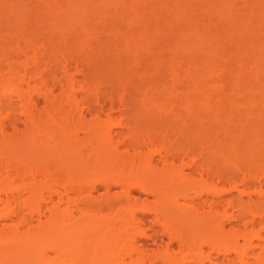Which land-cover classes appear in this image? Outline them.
Listing matches in <instances>:
<instances>
[{
	"label": "rangeland",
	"instance_id": "obj_1",
	"mask_svg": "<svg viewBox=\"0 0 264 264\" xmlns=\"http://www.w3.org/2000/svg\"><path fill=\"white\" fill-rule=\"evenodd\" d=\"M258 1L0 0V69L5 73L11 64L10 68L13 66L20 68L21 73L25 68L24 78L22 77L24 84L28 81L27 83L35 87H30L28 90L34 99L30 109L35 117L46 118L52 122L53 119L62 117V112L65 111L63 120L65 124L67 123L66 127L74 123L75 119L88 123L98 119L100 129L103 131H126L127 126L131 125L146 132L158 134L160 137L161 134H165L167 136L164 139L152 138L151 144L159 146L162 141L173 145L175 142L190 143L189 152L184 157L186 161L192 157L198 158V154L205 149L206 145L187 139L186 134L183 135L181 132L210 131L217 135L226 156H232V148H234L243 151L244 157L253 160L249 163L248 169L255 177L241 182L239 177L243 168L235 169V174L239 176L236 178L240 183L239 187H247L250 190L264 189V153L258 154V157L252 154L255 152L254 147L264 146L263 117L260 118L261 120L255 118L260 108H264V100L259 101L260 104L258 102V105L254 107L245 103L249 95L261 100L264 97V0ZM68 76L72 78L70 79L74 88H77L75 95L84 96V98L91 96L98 102L95 104L85 101L72 102L62 110L60 108L62 104L58 98L65 92L62 82ZM233 79L242 82L245 88L253 86L252 90L246 91L244 88L243 91L238 92L232 88L229 92L223 91L221 87H225L226 83L229 89L231 85L234 86ZM248 83L252 86H247ZM80 85L82 88H79ZM254 86L258 87L254 88ZM227 87H225L226 90ZM43 89L44 91L49 89L51 92H48L52 93V97ZM224 92L229 94L231 92L233 98L238 100L236 103L238 105L227 101ZM143 94L151 95L158 100L155 104L144 107L138 101ZM48 96L54 98L56 103L49 101L51 104L49 105ZM9 103L14 106V113L5 118L7 125L4 128L5 136L6 134L9 137L15 136L16 133L23 134V142L25 145L27 143L30 145L31 138L36 137L37 132L28 121L24 106L16 100L15 96H12ZM53 104L56 105L52 106ZM192 111L197 116L193 122L175 116V114L186 116ZM220 111L223 114L217 115ZM238 111L241 116L235 115ZM259 116H264V111ZM119 120L127 126L111 127L112 122ZM62 129L65 130L64 127ZM78 129L76 131L79 133H77L78 136L75 135L76 137L71 138L70 142L77 147L86 146L84 145V143L88 144L85 142L86 132L81 126ZM252 130L258 134V142L249 145L247 138ZM13 131L16 133L14 134ZM114 135H112L113 139L121 138ZM147 146L148 144H143L141 149L145 150ZM25 147L18 153L20 168L34 167L38 170L34 177L40 198L30 202L28 209L31 212L27 214L30 227L36 228L38 224H45L51 218V206L57 198L55 190L59 189L61 179H64L63 174L65 176V167L62 168L63 165L65 166V157L60 158L62 159L60 168L63 170L61 171L55 166L56 158L53 159L51 153L50 155L43 150L44 147L36 149L43 150L35 151L36 153H32L29 149L25 150ZM85 149L83 147L81 150ZM56 155L58 156V153ZM18 156L16 155L17 158ZM240 161L243 160L240 159ZM70 168L73 167L70 165ZM188 169L191 181L199 178V174L193 171V167ZM89 175L84 176L83 186L80 189L72 190L71 188L67 193L68 197H64L59 203L60 208L67 207L71 212L68 216L65 215L64 221L69 224V238L72 237L74 240L75 238L83 239V236L88 234L99 238L100 226L120 208L121 202L116 199L122 196L119 186L109 187V194L113 197L111 198L110 195L109 201L117 202L114 205L112 202L109 204L108 199L103 198L106 192L104 184L97 178L89 181ZM202 175L203 178L209 179L205 173ZM256 175L260 178L257 179ZM16 181L19 180L16 179ZM90 182H92L93 187L91 185L90 187L93 190L86 186ZM152 184L151 186L156 183ZM216 185L223 187L222 192L216 196L203 192L195 197L191 216L198 215L199 210L206 217L205 212L210 210L211 214L215 207L219 210L226 207L227 214H237L232 203L240 194L236 189H229V182L216 183ZM157 189L159 190L158 187ZM88 190L96 199L87 196ZM126 192L129 195L126 197L130 199L131 204L129 211L135 215L138 224L146 232L144 236L136 238L140 249L151 255L157 250L168 247L177 254H183L184 250L180 246V241L169 234L167 226L164 225L167 223H163L164 216L166 218L167 216L158 208L157 195L154 196L136 185H131ZM28 193L25 190L23 198ZM241 196L244 200L254 202L255 205L257 202L262 204L264 201V194L255 192L241 194ZM219 202L220 205L216 206ZM143 204L148 209L144 210ZM254 204L251 205L255 206ZM210 214L207 213L208 217ZM203 216L201 218H205ZM208 217L205 221L210 220ZM16 219L12 216L5 222L10 224ZM190 219L188 221L192 223L191 225H194L196 220V222L203 221L197 217L196 220ZM182 222L179 221L178 224ZM190 224L189 226L181 224L182 227L173 226V229L180 232L179 235L183 238L195 239L194 236L202 232L209 234V229H206V232L203 229L206 227L201 226L202 228L199 229L200 226L197 227L195 224L196 227H190ZM245 227L247 231L261 230L262 238L264 237V217L262 216L258 215L253 219L251 214H246L243 217L224 218L225 235L232 230L240 231ZM114 231H109L107 234L109 236L105 238H109L115 233ZM72 238L70 240H73ZM236 242L238 245L243 244L241 237H237ZM208 246L203 245V253H209L216 264H221L226 258L236 255L233 249L216 252ZM80 247L78 249H81ZM9 249V246L0 247L2 252H7ZM259 249L258 246L254 247L255 251ZM82 251L83 249L81 253L80 250L75 251L78 256L74 252L80 261L81 258H85ZM123 252L119 254L122 255ZM5 254L9 256L5 257L7 259H4L6 260L4 264H48L37 262L36 258L32 257L31 251ZM133 254L132 256L135 257V253ZM123 255L121 257L127 259L128 256ZM24 258L28 259L24 260ZM79 260L72 259L68 264H83L86 259L83 260L84 262ZM115 261L117 262V259L111 257V259H103L99 264H113ZM87 262L90 261L87 260ZM188 264L199 263L190 261Z\"/></svg>",
	"mask_w": 264,
	"mask_h": 264
},
{
	"label": "bare ground",
	"instance_id": "obj_2",
	"mask_svg": "<svg viewBox=\"0 0 264 264\" xmlns=\"http://www.w3.org/2000/svg\"><path fill=\"white\" fill-rule=\"evenodd\" d=\"M252 3L251 5H253ZM11 66V64L8 66V71L5 73L0 69V247L9 246L11 250L9 249V251H7L8 253L15 251H31L33 252L32 257L36 258L35 260H37V262L48 264H68L72 259L78 261L79 257H77L78 253L76 252L77 250H80L81 253V249L85 251L84 253L82 251V254H84L83 257L85 258H81L80 255L82 260L79 261L82 262L84 259H86L84 261L88 263V260L90 261V264L93 262V264H99V262H102L103 259H111V257L117 259V262L115 261L116 264H188L190 261L199 264H216L209 253H203V245H209L208 247L216 252L230 249H233L236 252L234 257L226 258L225 262L222 263L220 261L219 263L221 264H264V237L262 238L261 230L247 231L245 227L243 230H232L233 232L230 230L231 233H228L227 235L224 234V218L228 219L231 217H243L246 214H251L253 219L258 215L264 217V201L262 204L257 202V205H255L254 202H250L248 199L244 200L241 196V194H250L254 192L257 194H264V189L253 188L250 190L247 187H239L240 183L236 180V178L239 176L235 174V169L242 167L244 170H242L241 176L239 177L241 182L254 176V174L248 169L249 163L253 160L244 157L243 151L232 148L233 155L226 156L223 145L220 144L217 135L213 134L212 132L204 130L196 131V133L182 131L181 133L183 135L186 134L185 136L186 138L188 137L187 139L196 140L206 145L205 149H203L198 154L199 159L192 157L189 161H186L184 157H186L187 153L189 152L190 143L185 144L175 142L173 145L162 141L160 142L159 146H156L151 144L152 138L157 137L164 139L167 135L161 134L160 137L158 134L155 135L150 131L146 132L140 128L133 127L130 124L129 127L121 120L112 122L111 127H120L121 125H125L128 129L126 131L111 132V130L103 131L100 129L101 125L98 119H95L93 122L91 121L92 123L84 121L80 122V119H75L77 122L73 121L74 123L70 124V126L68 124L70 128L68 126L66 127L67 123L65 124L63 120L64 116L66 115L65 113L63 116L65 111L62 112L63 118L59 117L55 120L53 119L52 122L48 121L46 118H37L30 109L34 99L28 93L29 88H33L34 85H30L27 83L28 81H25L27 88L24 87L25 84L22 77L25 75V68H23V72L20 73V68H14V66L13 68H10ZM36 75L38 76V74ZM70 78L71 77L68 76L65 80L63 79L64 81L62 80L65 92L63 91L64 93L61 94L59 98L57 97L59 100L56 99V101L58 100L62 105H64L60 106L62 110L65 106L70 105L72 102L79 103L80 101H85L91 104L98 102L97 99L93 100L91 96L89 98H84V96L78 97L77 94L75 95L74 93L76 92L77 88H74L73 82L71 80L72 78ZM241 83L240 81H235L233 84L234 86L231 85L230 89L229 86L227 87L226 83V86H224L227 87V90L223 86L221 88L223 91L229 92L233 88L234 90L240 92L245 88L244 84ZM246 85L252 86L249 83ZM255 86L254 88L258 87ZM79 88H82V85H80ZM246 88L245 90L249 91L250 89L252 90L253 86L252 88ZM48 91L50 90L48 89ZM48 91L45 90L44 92H47L48 95L51 92ZM228 92H224L225 99L232 104L238 105L236 104L238 100H235L236 98H233L231 92L230 94ZM51 94L52 93L49 95L51 96ZM12 96H15L16 100H18L22 106H24V112L27 115L28 121H30V124L37 132V136L31 138L30 145H28V143L25 145V142H23L24 138H22L24 135L18 134L15 131H13L14 134L16 133L15 136L11 135L9 137L7 134V137L5 136L4 128L7 126L5 118L11 116L14 113V106L9 103V100L12 98ZM249 96L245 103L250 107H254L258 105L259 101L263 102L264 100V97L261 100L259 98H253V95L250 97ZM51 97L48 98L49 105H51V102L56 103L54 101L55 99ZM157 100L158 99L156 97L148 94H143L138 99V101L144 107L155 104ZM55 105L53 104L52 106ZM262 109L264 108H260V112L255 114L256 120H261V117H263L264 121V116H259V114H263L264 110L262 111ZM220 114H223L222 111L217 112V115ZM249 114L251 113L249 112ZM235 115L241 116L240 111L236 112ZM175 116L184 118L190 122H193L197 118L193 111L186 116L179 114H175ZM78 122L80 123L78 124ZM79 125L85 130H83L86 132L85 142L88 143H84L86 146L82 147L79 145V147H77L75 144L70 142L72 141L71 138L78 136V132L76 131L80 130L78 129L80 127ZM62 126L65 128V130H61V128H63ZM60 133H64L65 135L63 134L62 136ZM114 134L116 136H120L121 138L119 137L120 139L116 140ZM112 135H114L115 140L113 139ZM257 140L258 134L252 130L249 137L247 138V142L249 145H252L257 143ZM56 142L58 144H56ZM143 144H148L145 150L141 149V145ZM23 147H25V150L29 149V151L32 153H36L35 151L38 152L45 150L46 152H49V154H52L50 155L53 157V159L54 157L56 158L54 162L56 164L55 166L59 167V170L65 167V176L63 174L64 179H61L59 189L55 190L57 198L53 201L51 206V218L45 224H38L36 228L30 227L27 214L31 212L28 209L30 202L40 198L38 186L34 177L38 170L34 167L25 169L23 166L20 168V159L18 153L23 150ZM83 147L84 149L86 148L84 150L85 152L81 150ZM263 147L264 146H256L253 149L255 152L250 153L258 157V154L264 153ZM39 148H43V150H36ZM47 148H49V150ZM55 152L56 154L58 153L59 157L54 154ZM155 156H157V158ZM60 158H64L65 166L63 165V167L61 163L62 159ZM240 159L243 161H240ZM69 164L73 168H70ZM60 166L62 168H60ZM191 167H193L194 172L199 174V178L195 181H191L189 178L190 171L188 168ZM203 173H205L209 179L203 178ZM87 174H90L89 181H92L93 178H97L98 180L100 179L99 181L102 184H104L106 192H104L105 196L103 198L106 200L108 199V203L110 202L109 199L111 195L109 194V187L112 185H118L122 191H120L122 194L121 197H124L122 200H120L121 197L116 198L121 202H119L120 208L115 214H113L112 217L109 218V220L105 221V223L100 226L101 236L99 238L88 234L84 235L83 239L79 238L80 241L76 240V238L74 240L72 237H70L74 240L73 241L70 240V235L68 234L69 224L64 221L65 215L68 216L71 212L67 207L60 208L59 203L63 201L64 197H68L67 193L71 188L72 190H77L83 186L82 180ZM256 176L257 179L260 178V176ZM16 179L19 181H16ZM213 179H215L214 182ZM25 181H27V183H25ZM224 182H229V189H236L240 194V196L235 199V201L232 199V204L236 208L237 214H227L226 207L223 210L220 209L221 211L215 207L213 211H211V214L209 209V211L205 212L206 217H208L207 213L210 214V217H208L210 220L208 221H205L206 217L203 216V212L201 214V211L199 212L198 209V213L197 210H195V213H197L199 216L195 213H193V215L195 214L196 216H191L194 198L201 195L203 192L215 196L219 195L220 192H222L223 187H218L216 183ZM90 183L86 186L88 189L91 188V190H93L92 182ZM152 183L156 184L153 185ZM151 184L153 186H151ZM90 185L92 187H90ZM131 185H136L138 188L146 192L149 191L152 193V195L154 194V196L155 194L157 195V198H155L158 200V202H156L158 203V208L160 211L166 213L167 216V218L164 216V219L168 222L164 220L163 223H167L164 225L165 227L167 226L169 234H172V236L180 241V246L182 250H184L183 254H177L171 251L168 247L162 250H157L156 252H153V254L151 253V255L140 249V245H137L136 243V238L144 236L146 232L142 229L140 224H138V219L135 217V215L129 211L131 204L130 199L126 197L128 194L126 191L129 189V187H131ZM25 190H27L29 193L25 198H23ZM87 196L92 199H96L90 190H88ZM127 196L129 197V195ZM111 198H113L112 195ZM158 198H160L161 201ZM230 200H228V203L232 201ZM111 202L113 205L117 203L116 201H114L115 203L113 201ZM251 204H254L255 206H252ZM219 205L220 202L216 206ZM142 206L144 207V210L145 208L148 209L145 204ZM12 216L17 218L16 221L7 224L5 220L11 218ZM202 216L205 218H201ZM187 217H189V219L191 218V221L192 219L196 220V217L197 219L200 218V221L201 219L203 221L196 222V220L194 221V225H191L192 223H189V219ZM173 220L176 221L177 224L179 221H183L181 223L182 225L190 224V227L195 226L196 224L197 227L200 226L198 227L199 229L202 228L201 226L206 227L203 229H205V232L206 229H209V234H212V236H209L208 233H206L208 235L205 236L206 234H203L202 232L203 235L199 234L197 235L198 237L194 236L196 237L195 239H193V237H180V232H177L176 229L174 230L173 226L180 225V227H182V225H175L176 223ZM172 222L175 224L173 225ZM22 226L25 227L22 228ZM113 230H115V233L110 235L109 238H105L109 236H107L109 231ZM237 237L242 238V245H238L236 242ZM255 240L256 242H254ZM83 244H85L84 246L87 248L84 247ZM78 246L81 249H78ZM255 246L260 247V249L255 251ZM122 251L125 252H123L124 255L128 256H126L127 259H123V257H121L123 254H119L120 252L122 253ZM7 252L0 251V264L6 263L4 262L6 261L4 259H7L5 257L9 256L8 254H5ZM74 252L77 256L74 255ZM133 253H135V257L132 256ZM119 255L122 260L120 259ZM77 258L78 260H76ZM27 259L28 258H24V260ZM118 259H120V261H118ZM75 261L73 263H75ZM85 262L83 264H86Z\"/></svg>",
	"mask_w": 264,
	"mask_h": 264
}]
</instances>
